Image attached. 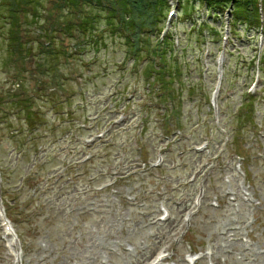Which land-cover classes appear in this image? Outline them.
Instances as JSON below:
<instances>
[{
    "label": "rangeland",
    "instance_id": "obj_1",
    "mask_svg": "<svg viewBox=\"0 0 264 264\" xmlns=\"http://www.w3.org/2000/svg\"><path fill=\"white\" fill-rule=\"evenodd\" d=\"M63 2L44 3L59 17L42 24L46 37L31 19L14 32L0 17V200L19 246L7 247L0 228V264H264L261 72L246 101L262 36L228 34L227 13L216 35L199 38L177 14L189 6L170 0L162 24L181 45L173 66L183 82L163 96V79L152 81L159 64L144 52L134 62L111 35L116 21ZM23 35L30 57L9 56L10 40ZM33 41L53 54L33 58ZM204 145L212 152L195 150Z\"/></svg>",
    "mask_w": 264,
    "mask_h": 264
},
{
    "label": "trees",
    "instance_id": "obj_2",
    "mask_svg": "<svg viewBox=\"0 0 264 264\" xmlns=\"http://www.w3.org/2000/svg\"><path fill=\"white\" fill-rule=\"evenodd\" d=\"M48 1L49 0H0L1 20L5 27L8 25L11 31L18 32L20 31L21 24L26 22L27 19H31V21L39 24V32L37 35L41 34V36L36 37H46L49 32L46 33L47 30L45 29L40 31V29L45 27L44 25L42 26V24H44V22L47 23V20L52 21L53 19L59 18L43 7L44 3ZM174 1L177 6H181V0ZM184 2L186 6H189L190 10H188L187 7L179 8L180 10L177 11V14H179V16L182 14L189 16L191 23H193L191 29L192 31L198 32V35H200L199 38L206 39L209 38L210 35H216L215 31H213L216 30V22L222 23V17L229 13V20L231 22V24L229 23V33H232L234 36L242 33L243 35L253 38L254 35L258 37V34H260L264 39V0H184ZM67 3L71 6L78 3L87 8L106 13L107 26L112 25L108 22L110 18L116 21V29L111 31V35L120 36L124 40L126 49L133 57L134 62L139 58L142 52H144V55L152 66L159 64V67L155 71L156 76L152 81L157 80L159 77L163 79L161 84L157 87L158 89H169V93L163 96L171 95L174 97V90L170 89L173 85L178 86L174 87L175 90L180 93L182 92V84L180 82H183V74L181 70L175 68V66L180 68L179 64L181 60L183 62L182 55H176L177 48L181 50V45L174 41L173 36L170 34L171 31H165L163 29L162 24L165 20V16L167 18V11L170 9L169 0H64L63 4ZM63 11L72 14L75 13L74 9L68 7L64 8ZM196 12L198 14L202 12L205 17H207V20L203 22L194 20L193 17L196 15ZM40 19L42 21H38ZM202 32L207 33L203 35ZM162 33L163 35L160 38ZM151 35L155 38V40L151 41V44L149 41L145 42L142 40V38L150 37ZM26 40L27 37H25V35L15 40H10L11 43H9L8 46L9 56L12 53L22 60L29 58L32 49L31 47L26 48V44L29 45L32 40L25 42ZM33 42L39 45L38 53L33 55V58L34 56H36L37 59L53 54L52 50L48 51L42 48L43 45L45 46L44 43L41 46L37 41ZM55 54L69 56V53L67 51L64 52L63 49L56 51ZM174 55L176 58H174ZM260 57L259 61L264 67V50ZM254 62L255 60L252 61V65H254ZM150 69L152 68L150 67ZM145 72L148 73L147 71ZM166 79L167 81H165ZM21 90H25L24 87H21ZM246 98V101L249 99L253 101L254 99L253 96L248 95ZM22 101L23 106H21L19 110L25 113L28 108V105H26L28 101L27 99ZM12 103L14 104V102ZM248 111L252 116L254 110L249 109ZM28 114V112L25 113V118H28Z\"/></svg>",
    "mask_w": 264,
    "mask_h": 264
},
{
    "label": "bare ground",
    "instance_id": "obj_3",
    "mask_svg": "<svg viewBox=\"0 0 264 264\" xmlns=\"http://www.w3.org/2000/svg\"><path fill=\"white\" fill-rule=\"evenodd\" d=\"M14 257H15L16 259H18V260H19V254H18V252H17V253H15ZM158 258H159V257H158ZM18 260H17V262H18Z\"/></svg>",
    "mask_w": 264,
    "mask_h": 264
}]
</instances>
